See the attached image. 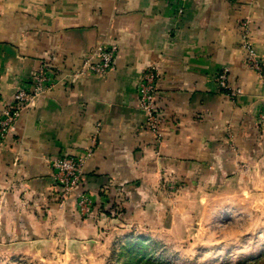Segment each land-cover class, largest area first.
I'll use <instances>...</instances> for the list:
<instances>
[{"label": "crops", "instance_id": "crops-1", "mask_svg": "<svg viewBox=\"0 0 264 264\" xmlns=\"http://www.w3.org/2000/svg\"><path fill=\"white\" fill-rule=\"evenodd\" d=\"M244 22L264 62V0H0V111L42 67L58 81L0 141V241L85 247L113 227L150 224L171 190L264 197V74L247 64ZM111 45L114 70L70 84ZM150 66L161 72V138L139 106ZM222 69L237 96L217 84ZM64 153L87 162L60 202L51 162ZM83 192L96 202L89 218L77 209Z\"/></svg>", "mask_w": 264, "mask_h": 264}, {"label": "rangeland", "instance_id": "rangeland-1", "mask_svg": "<svg viewBox=\"0 0 264 264\" xmlns=\"http://www.w3.org/2000/svg\"><path fill=\"white\" fill-rule=\"evenodd\" d=\"M232 189L171 190L150 224L113 227L85 247L0 241V264H264V197Z\"/></svg>", "mask_w": 264, "mask_h": 264}, {"label": "built area", "instance_id": "built-area-1", "mask_svg": "<svg viewBox=\"0 0 264 264\" xmlns=\"http://www.w3.org/2000/svg\"><path fill=\"white\" fill-rule=\"evenodd\" d=\"M182 11V10H181ZM243 48L247 53V64L259 75L264 74V62L256 51L251 28L247 22L243 23ZM118 47L99 46L94 55L86 57L78 70L68 74L70 84L76 79L87 75H106L116 66ZM161 72L157 66L147 67L142 74L139 82V106L145 113L146 126L156 133L158 138L162 137L160 128L162 113L157 105L158 81ZM228 70H220L215 80L224 90H229L231 96H237L241 91L238 88H232L228 83ZM56 72L49 67H42L33 77L22 86H20L13 97V100L0 111V141L6 139L14 129L20 113L32 106L35 100L53 90L57 85ZM264 125V114L261 117ZM87 158L81 155L61 154L52 160L53 181L59 187V200L65 202L73 192L80 187ZM77 209L81 216L89 218L93 213L96 202L93 201L90 194L80 193L77 200ZM107 206V205H106ZM104 206V208H106Z\"/></svg>", "mask_w": 264, "mask_h": 264}]
</instances>
